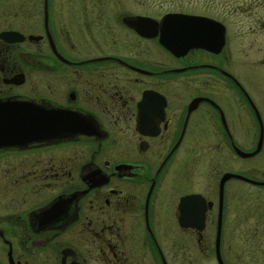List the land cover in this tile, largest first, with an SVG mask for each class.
I'll return each mask as SVG.
<instances>
[{
	"label": "flooded vegetation",
	"instance_id": "obj_1",
	"mask_svg": "<svg viewBox=\"0 0 264 264\" xmlns=\"http://www.w3.org/2000/svg\"><path fill=\"white\" fill-rule=\"evenodd\" d=\"M162 1L0 0V264H264V53Z\"/></svg>",
	"mask_w": 264,
	"mask_h": 264
},
{
	"label": "rangeland",
	"instance_id": "obj_2",
	"mask_svg": "<svg viewBox=\"0 0 264 264\" xmlns=\"http://www.w3.org/2000/svg\"><path fill=\"white\" fill-rule=\"evenodd\" d=\"M161 3L168 10L203 12L220 20L227 27L226 48L231 61H236V55L240 54L241 63L248 68H243L244 76L251 77L255 48L261 47V54L264 53V0H163Z\"/></svg>",
	"mask_w": 264,
	"mask_h": 264
},
{
	"label": "water",
	"instance_id": "obj_3",
	"mask_svg": "<svg viewBox=\"0 0 264 264\" xmlns=\"http://www.w3.org/2000/svg\"><path fill=\"white\" fill-rule=\"evenodd\" d=\"M175 25L173 34H163L161 44L173 53L186 51L190 48H204L219 53L225 44V27L220 22L203 16H189L170 13L165 16ZM238 153H241L237 150ZM245 155V154H244ZM231 174H225L224 178ZM223 178V179H224ZM189 196L181 199L179 209L186 220Z\"/></svg>",
	"mask_w": 264,
	"mask_h": 264
}]
</instances>
